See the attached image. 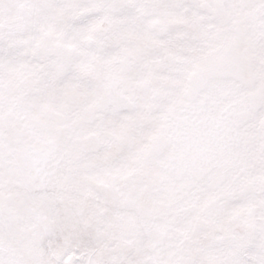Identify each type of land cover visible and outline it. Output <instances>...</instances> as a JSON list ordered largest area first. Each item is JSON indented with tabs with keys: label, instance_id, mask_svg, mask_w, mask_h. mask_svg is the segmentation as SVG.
<instances>
[{
	"label": "snow or ice",
	"instance_id": "1",
	"mask_svg": "<svg viewBox=\"0 0 264 264\" xmlns=\"http://www.w3.org/2000/svg\"><path fill=\"white\" fill-rule=\"evenodd\" d=\"M0 264H264V0H0Z\"/></svg>",
	"mask_w": 264,
	"mask_h": 264
}]
</instances>
